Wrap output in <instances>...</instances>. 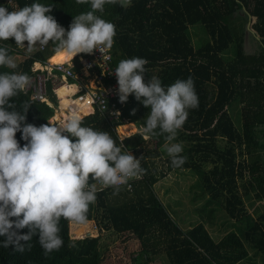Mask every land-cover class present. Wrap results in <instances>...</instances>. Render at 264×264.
<instances>
[{"label":"trees","instance_id":"trees-1","mask_svg":"<svg viewBox=\"0 0 264 264\" xmlns=\"http://www.w3.org/2000/svg\"><path fill=\"white\" fill-rule=\"evenodd\" d=\"M11 2L13 10L33 3L52 5L46 15L53 16L66 30L73 16L90 10V4L78 5L76 0ZM96 14L115 25L110 49L115 68L122 59L144 58L148 61L143 73L145 83L157 76L165 88L191 76L199 106L188 109L187 120L177 131V139L189 143L183 148L187 160L181 168L171 166L163 148V135L143 139L138 131L121 139L122 152L141 157L145 173L130 180V187L122 185L118 194L114 195L111 187L97 191L87 219H94L99 230L138 240L140 247L131 259L135 264H147L160 254H166V264H237L248 257L249 248L260 254L264 264V0H131L127 8L106 4L105 11ZM252 16L250 29L247 22ZM191 25L194 29H190ZM198 29L204 35L195 41L191 33ZM246 32L255 41L253 48L245 47ZM0 46H7L10 55L22 51L13 38L0 41ZM56 51L53 42L36 45L31 53L25 50L16 69L0 66V73L15 71L31 76L33 61H63L70 56ZM47 92L51 105L30 99L27 92L13 98L18 110L23 102L32 103L27 123L47 124L54 115L58 101L50 82ZM234 108L237 120L229 113ZM149 112L150 108L130 94L118 119L106 120L94 111L82 117V126L108 132L118 146L114 127L125 122L144 126ZM127 124L135 129L133 123ZM123 130V125L118 128L119 132ZM16 139L21 146L26 143L20 132ZM219 139L224 145L219 144ZM151 140L157 141V149L149 148ZM159 154L165 155L163 167H158L154 158ZM172 168L196 174L189 187L198 186L201 196L208 193L195 210L211 220L215 206L208 205L219 204L233 217V228L215 239L201 221L181 226L155 189L156 182ZM246 198H252L253 203L259 201L258 206L263 207L256 217L246 209ZM60 228L64 246L59 251L45 257L38 236H34L31 251L18 252L13 246L0 245V264L102 263L100 234L88 235L91 231L86 229V235L72 237L69 221L64 219ZM19 231L23 234L28 229ZM82 231L80 227L75 233ZM4 239L0 236V242ZM73 241L75 247H69Z\"/></svg>","mask_w":264,"mask_h":264},{"label":"clouds","instance_id":"clouds-1","mask_svg":"<svg viewBox=\"0 0 264 264\" xmlns=\"http://www.w3.org/2000/svg\"><path fill=\"white\" fill-rule=\"evenodd\" d=\"M76 4H90V10L73 16L67 30L46 15L52 5L33 3L11 12L0 6V41L13 38L15 45L28 53L36 45L53 42L57 51L73 57L110 50L115 25L96 13H103L106 4L127 8L131 0H76ZM9 52L7 46H0V66L14 70L18 65ZM147 63L140 57L118 62L114 75L119 101L125 103L134 94L137 101L150 108L139 135L143 139L163 135L171 166L181 168L187 157L182 155V144L173 141L187 120L188 109L199 106L194 81L189 76L165 88L157 76H152L145 83ZM30 83L26 73H0V236L5 237L0 245L13 246L18 252L31 251L33 237L38 236L43 255L49 257L64 246L61 219L86 222L98 191L97 183L90 180L113 188L115 195L130 179L140 178L145 169L141 157L122 152V146H117L108 132L82 126V117L76 111L59 123H27L32 103L25 101L18 110L13 98L26 94ZM17 132L26 142L23 146L16 139ZM24 228L28 232L21 234L19 230ZM69 247H75V241Z\"/></svg>","mask_w":264,"mask_h":264},{"label":"rangeland","instance_id":"rangeland-1","mask_svg":"<svg viewBox=\"0 0 264 264\" xmlns=\"http://www.w3.org/2000/svg\"><path fill=\"white\" fill-rule=\"evenodd\" d=\"M5 2L0 0V6H3ZM8 11H13V7L10 5L7 6ZM254 20V16L251 17L250 21L247 22V27L251 29V21ZM190 29H194L193 25L190 26ZM193 35V40H201V36L204 33H201V30L198 29L196 33H191ZM201 42V41H200ZM255 45L254 39L246 32L245 34V47L248 49L253 48ZM25 55V49L14 53L12 56L15 58L16 62H19L23 59ZM71 55L69 56V58ZM77 57V56H75ZM32 67H36L34 63ZM86 73V71H84ZM80 77L83 75V71H81ZM85 76L82 77V80ZM91 79V78H88ZM92 81V79H91ZM78 84V82H76ZM62 103V101H61ZM69 107L62 108L59 105L55 109L54 115L49 119L53 123H59L61 120H64L62 116L63 113L67 114L69 112ZM229 113H232V117L234 120L236 119V108L233 110H229ZM58 115V116H57ZM59 121V122H58ZM130 123V122H127ZM124 123V124H127ZM124 124L115 126V132L119 137H123L129 133V135L138 132L142 126L135 123V129L130 124L124 126L125 129L121 132L118 131V128ZM128 135V136H129ZM149 138V137H148ZM178 134L176 136V140L173 142H179L182 144L183 148L187 147L189 143L182 139H177ZM219 144L224 145V141L221 139L218 140ZM149 148H158L157 141L151 140L149 142ZM183 155V152H182ZM163 155L154 156L155 161L158 164V167H163ZM179 170H174L173 168L169 171H166L163 177H161L155 184V189L157 190L159 196L165 202L167 208L171 211L172 215L175 217L177 222L183 227H189L197 222H203L206 228L210 231V233L214 236L215 239L221 238L225 233L233 228V217L229 214L221 205L214 203L208 205L215 206L214 211L211 214V220L208 219L207 216H202L201 212L195 210L197 205L203 204L205 202V198L208 196V193L201 196L199 194V187L192 185L191 188L189 187L191 183L194 182L196 174L191 175L188 173H184ZM241 181V180H240ZM252 198L248 200L247 198L244 200V205L246 209L251 211L253 215L256 217L257 213L263 210V207H259L257 202H251ZM83 229L82 233H75L79 228ZM86 229H89L88 235L96 236L100 234V241L99 246L101 249V254L103 255V261L101 264H135L131 260L135 255L136 251H138L140 245L139 241L135 238L123 239L121 238L120 233H116L111 230H99L98 226L96 225V221L94 219H87L83 224H76L69 222V232L72 237H82L86 235ZM123 235V234H122ZM168 261L166 254H160L155 256L149 263L147 264H166ZM237 264H262L261 256L258 252H255L253 248H249L248 257L243 259Z\"/></svg>","mask_w":264,"mask_h":264},{"label":"built area","instance_id":"built-area-1","mask_svg":"<svg viewBox=\"0 0 264 264\" xmlns=\"http://www.w3.org/2000/svg\"><path fill=\"white\" fill-rule=\"evenodd\" d=\"M76 56V59L74 56L63 61H36L38 64L36 67H32L31 65V71L34 74L29 76L31 80L30 86L27 89L29 98L51 105L47 92L48 82H50L52 91L55 93L58 105L60 106L61 98L56 89L63 83L68 85L74 84L77 85V90L70 98L72 100L80 99L84 106L91 108L88 113L82 114L81 117L96 111L106 120L118 119L124 103L119 101L118 83L114 75L115 65L111 62L112 55L110 50L103 54L99 50H94L91 54L80 53ZM77 65H79L78 69H76ZM81 71H83V75L80 77L78 74ZM83 76H85L84 79L86 81L82 80ZM88 78H91L92 81ZM70 79L73 81L71 82ZM67 107L70 108L68 113L72 109H77V106L73 103ZM117 112L119 115H117ZM117 136L119 141L118 146H122L120 143L122 137ZM131 154L133 155V153ZM136 158L139 159L138 157ZM130 180L125 184L127 187H130ZM90 183H97L98 191L103 188L96 181H91Z\"/></svg>","mask_w":264,"mask_h":264},{"label":"bare ground","instance_id":"bare-ground-1","mask_svg":"<svg viewBox=\"0 0 264 264\" xmlns=\"http://www.w3.org/2000/svg\"><path fill=\"white\" fill-rule=\"evenodd\" d=\"M34 65H38L35 61ZM77 90V85H74V84H71V85H68L66 83H63L61 84L57 89H56V92L58 93V95L60 96L61 100H60V106L62 108H65L67 106H69L70 104H75L77 106V109H72L70 114L73 112V111H76L77 114H79L80 116H82V114H86L88 113L91 108L89 107H86L83 105V102L80 100V99H74L72 100L70 98V96ZM62 101V103H61ZM70 114H64L63 113V117L64 119L69 116ZM58 116V115H57ZM63 121V120H61ZM59 122V121H58ZM132 123V122H130ZM128 124H124L123 126H126Z\"/></svg>","mask_w":264,"mask_h":264},{"label":"crops","instance_id":"crops-1","mask_svg":"<svg viewBox=\"0 0 264 264\" xmlns=\"http://www.w3.org/2000/svg\"><path fill=\"white\" fill-rule=\"evenodd\" d=\"M6 3L8 4V5H6L5 3V7L8 9V7L7 6H11L12 7V5H14V3L13 2H11V1H8V0H6ZM57 52V51H56ZM55 52V53H56ZM70 58H73V56H71ZM69 59V58H68ZM48 60H49V58H48ZM66 60V59H65ZM67 114H70V113H67ZM125 123H127V122H125ZM133 123V125L135 126V123L134 122H132ZM124 124V123H123ZM119 125H121V124H119ZM138 131H140V130H138ZM129 135V133H127V135H125V136H123L122 138H124V137H126V136H128Z\"/></svg>","mask_w":264,"mask_h":264},{"label":"water","instance_id":"water-1","mask_svg":"<svg viewBox=\"0 0 264 264\" xmlns=\"http://www.w3.org/2000/svg\"><path fill=\"white\" fill-rule=\"evenodd\" d=\"M122 150H124V148H122Z\"/></svg>","mask_w":264,"mask_h":264}]
</instances>
